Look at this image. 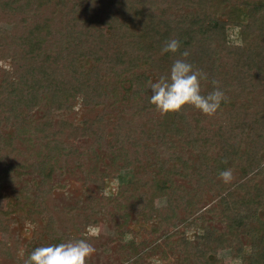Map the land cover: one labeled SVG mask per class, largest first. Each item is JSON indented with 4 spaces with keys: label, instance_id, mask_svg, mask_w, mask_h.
Returning <instances> with one entry per match:
<instances>
[{
    "label": "trees",
    "instance_id": "16d2710c",
    "mask_svg": "<svg viewBox=\"0 0 264 264\" xmlns=\"http://www.w3.org/2000/svg\"><path fill=\"white\" fill-rule=\"evenodd\" d=\"M206 2L0 0V264H55L130 210L174 226L126 264H264V0ZM30 166L82 190L13 171Z\"/></svg>",
    "mask_w": 264,
    "mask_h": 264
},
{
    "label": "rangeland",
    "instance_id": "374dc122",
    "mask_svg": "<svg viewBox=\"0 0 264 264\" xmlns=\"http://www.w3.org/2000/svg\"><path fill=\"white\" fill-rule=\"evenodd\" d=\"M207 10L218 18H223L220 12L222 0H207ZM1 26L10 27L6 22L2 21ZM230 40L237 42L239 40L237 28L232 27L227 30ZM5 65V64H4ZM13 170V169H12ZM17 173L29 174L32 172L36 177L44 178L54 184L58 191L65 192L70 200L74 199L76 193L81 192L80 183L66 172H48L46 168L20 167L14 168ZM111 179L112 186L119 185L121 176ZM9 183L0 180V209H6L8 203L11 202ZM159 200L156 205H165ZM89 205L96 206L99 201L97 199H87ZM202 207V206H200ZM35 212L29 213V219H33ZM98 223L82 230V233L76 238L65 243L57 254L55 264H126L140 251L146 249L152 243L161 239L166 232L171 231L173 222L160 220L155 214L151 216L145 215L143 211H128L126 214L119 215L108 212L105 217L98 216ZM179 222V221H178ZM179 230L185 231L187 236L191 235L189 228L184 225H178ZM31 225L26 224L25 228L16 227L13 224L10 235L14 241L19 244L21 252L31 241ZM187 230V231H186ZM126 238H124V237ZM0 240L12 241L7 233L0 234ZM128 244H130L128 246ZM221 253V252H220ZM214 264H239V261L230 257L228 254L217 255Z\"/></svg>",
    "mask_w": 264,
    "mask_h": 264
}]
</instances>
